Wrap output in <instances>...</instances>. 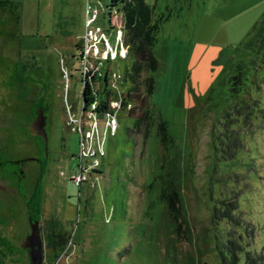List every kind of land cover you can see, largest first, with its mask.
Here are the masks:
<instances>
[{
  "label": "rangeland",
  "instance_id": "rangeland-1",
  "mask_svg": "<svg viewBox=\"0 0 264 264\" xmlns=\"http://www.w3.org/2000/svg\"><path fill=\"white\" fill-rule=\"evenodd\" d=\"M1 1L13 5L0 8V161H20L23 173L0 168V264H30L21 244L31 233L26 202L38 183L43 264H225L229 247L237 264H264V75L250 125L232 128L236 149L218 144L230 68L243 61L264 69V33L244 45L261 26L264 0H146L160 22L155 70L148 61L140 70L125 36L115 39L126 26V0H92L89 29V0ZM101 30L118 45L108 55L118 56L112 75L124 80L139 69L133 109L141 124L134 130L121 113L106 159L98 167L88 160L94 167L77 185L69 177L80 164V129L91 123L70 118L83 109L78 55L91 66L106 55ZM40 111L47 153L31 132ZM225 151L237 155L230 167ZM51 222L69 244L49 263Z\"/></svg>",
  "mask_w": 264,
  "mask_h": 264
},
{
  "label": "trees",
  "instance_id": "trees-1",
  "mask_svg": "<svg viewBox=\"0 0 264 264\" xmlns=\"http://www.w3.org/2000/svg\"><path fill=\"white\" fill-rule=\"evenodd\" d=\"M114 1V0H111ZM123 4V18L125 21V29L123 30L126 41L132 46L133 55L135 63L141 64L139 67L141 70L144 67L145 61L150 63L152 70H155L157 67L156 60L153 55V48L156 43L157 31L160 27V22L155 21L154 11L150 8V5H146V0H126ZM8 2H3L0 0V8L5 10L6 8L12 6ZM20 20V18H19ZM260 28L255 30V33L250 36L248 41L244 44L245 46L252 47L254 45V38L256 33H264V19L260 23ZM251 49V48H250ZM78 59L81 64V57L78 55ZM142 61V62H141ZM134 63V64H135ZM114 63L111 61H104L103 65L94 76L84 77L82 75L81 83L84 86L83 89V109L84 112H92L98 119L103 117H110L114 114L112 112L110 105L111 102H119L120 107L116 111V118L118 121V127L115 131V134L108 132L107 139L116 137L119 134L121 128L119 127V116L124 114L127 118L133 119V129L137 130L138 126L141 124L140 119H137L134 114V107L137 106V100L133 94L137 87L136 85V74L139 71L133 66V69L130 73H126L124 80L117 73L115 76H112L110 72V67ZM254 69V70H253ZM264 75L263 67H254V63L245 64L243 61H240L239 64L232 66L229 70V99L225 102L224 114L222 115L221 121H218V124H223L221 126L222 138L219 139L218 144L226 146V148L235 150L236 148H231V144L234 143V133L232 130L233 126H238V124H243V126H249L253 118L254 112L257 109V101L255 99V93L259 86V80L261 76ZM122 82L121 86L125 88L124 90L118 85L119 82ZM131 82L130 87L127 86L128 82ZM153 80H150L148 85L149 93L153 90ZM84 111V112H83ZM165 124L161 123L160 132L163 137H166ZM150 129H148L146 134H149ZM225 142V143H224ZM230 144V145H229ZM234 145V144H233ZM111 151V150H110ZM109 151V152H110ZM216 154L218 155V148H216ZM226 154V155H225ZM224 161L225 165L229 166L233 164L236 160V156H230L228 151H225ZM228 154V155H227ZM107 157L105 154L102 161ZM102 164V162H101ZM230 164V165H229ZM10 167L8 159L5 161H0V168L2 170H7ZM99 172V171H98ZM40 183L36 185V188L33 189V193L30 199L26 202L28 209V217H32L33 220L40 221V216L43 213L42 207V198L40 191ZM220 218L218 213H214L213 222ZM54 222L50 223V234L48 236V248L49 253L46 257L49 263L54 262L56 258H60L67 250V244H69L68 239L59 234L56 230V225ZM233 248L229 247L224 253V259H226L225 264H237L235 257L232 258ZM247 255V254H246ZM228 258H232L231 262H228ZM250 263V262H249ZM253 264V263H252Z\"/></svg>",
  "mask_w": 264,
  "mask_h": 264
},
{
  "label": "built area",
  "instance_id": "built-area-1",
  "mask_svg": "<svg viewBox=\"0 0 264 264\" xmlns=\"http://www.w3.org/2000/svg\"><path fill=\"white\" fill-rule=\"evenodd\" d=\"M92 0L87 1L88 5H87V24L86 27L89 29V17L93 14L94 12L96 13V8L95 6H93L94 3H91ZM112 11L118 12V10L116 8L113 9V7H111ZM94 17V16H93ZM122 17V16H121ZM119 19V18H117ZM116 19V20H117ZM124 21V19H123ZM86 28V29H87ZM94 29V28H93ZM92 30H88L87 34H86V38L85 40L87 41L89 38V35L94 33ZM124 27H120V29L115 30L116 31V35H115V39L117 40V38H119L118 40H121V36H124V32H123ZM102 36L101 38H99L100 40L102 39V41L104 42V44H106L107 49L106 51V55L102 58H99V62H93L92 66L91 64H87L86 62H83L82 57H81V61H82V66L83 68L81 69L82 75L84 77H86V74H89V76H92L93 74H95L98 69H100L103 65L104 61H111V63H114L115 61L118 60V56L115 55V57H108L109 52L110 53H114V51L117 53L118 50V45H111V41L108 38V34L106 31L101 30ZM97 32L95 33V38L97 40ZM115 53V54H116ZM91 66V68H90ZM112 66V65H111ZM93 67V68H92ZM111 68V67H110ZM90 69H92V71H90ZM111 70V69H110ZM93 72V74H92ZM67 76V73H66ZM113 76V75H112ZM115 76V75H114ZM66 81L65 83V97L66 95H68L69 92V79L68 77H66L65 79ZM120 107L119 102H111L110 108L112 110V112H114V114L110 117H103L102 119H98L94 113L92 112H84L81 114V117L78 119V117H76V115H70L71 121L74 122V124L78 121H83L85 119V117H88V120L91 122L88 127H85L83 125V127L80 129V138H79V159H80V164L78 165V169L75 172V174H73L72 176H70V181L77 183V185H80L81 183L84 182L85 180V176L87 174V171L90 170V167L97 166L100 165L102 162V158H104L105 156V143H106V138L108 135V132L110 131L112 134H115V131L117 130V125H118V121L116 118V111L117 109ZM105 126H104V125ZM104 127H103V126ZM101 126H102V130H101ZM88 160H94L93 161V165L90 163L92 161H88ZM95 163V164H94ZM93 166V167H94ZM98 167V166H97ZM84 179V180H83Z\"/></svg>",
  "mask_w": 264,
  "mask_h": 264
},
{
  "label": "water",
  "instance_id": "water-1",
  "mask_svg": "<svg viewBox=\"0 0 264 264\" xmlns=\"http://www.w3.org/2000/svg\"><path fill=\"white\" fill-rule=\"evenodd\" d=\"M84 112V111H83ZM46 117L43 114V111L39 112V117L35 119L32 123L31 132L32 135H36L37 137H41L45 144V151L47 153V144H48V137L46 132ZM30 226H31V233L27 236L24 243H22V247L28 251V258H30V264H43L45 252H44V245L39 222H33V220H30Z\"/></svg>",
  "mask_w": 264,
  "mask_h": 264
},
{
  "label": "flooded vegetation",
  "instance_id": "flooded-vegetation-1",
  "mask_svg": "<svg viewBox=\"0 0 264 264\" xmlns=\"http://www.w3.org/2000/svg\"><path fill=\"white\" fill-rule=\"evenodd\" d=\"M39 140H40V142H42V139L40 138V137H37ZM45 145V144H44ZM44 145H43V147H44ZM42 147V148H43ZM9 163H10V167L9 168H7V170L9 171V172H11V173H13V175H19L20 174V172H21V174L23 173L22 171H21V163H20V161H8ZM45 159L44 160H42L41 162H39V164H40V166H41V170L43 171L44 169H45V167H46V164H45ZM19 179L21 180V177H19ZM29 219L31 220H33V218L32 217H29ZM37 220H33V222H36ZM38 222H40V221H38Z\"/></svg>",
  "mask_w": 264,
  "mask_h": 264
}]
</instances>
